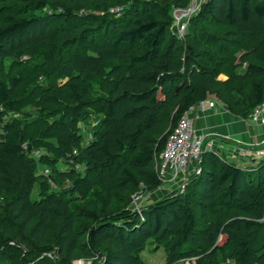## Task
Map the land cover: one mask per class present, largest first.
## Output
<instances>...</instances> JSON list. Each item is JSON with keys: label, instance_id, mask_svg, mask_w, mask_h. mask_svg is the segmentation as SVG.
<instances>
[{"label": "trees", "instance_id": "16d2710c", "mask_svg": "<svg viewBox=\"0 0 264 264\" xmlns=\"http://www.w3.org/2000/svg\"><path fill=\"white\" fill-rule=\"evenodd\" d=\"M167 1L169 14H160V0H73L91 12L78 17L58 0H33L22 8L23 17L0 27V72L2 61L48 44L52 47L43 58L58 64V76L24 105L15 100L22 78L0 81V188L5 191L0 264H52L39 259L47 245L67 261L100 252L99 264H144L140 252L155 238L164 242L165 264L191 259L223 264L216 258L223 248L231 249L233 264H264V158L242 169L206 151L182 195L141 210L140 217L132 213L100 221L86 239L76 231L74 198L106 184L109 175L113 183L105 208L116 197L125 202L132 186L159 188L155 165L183 112L234 84L217 78L222 49L210 34L213 27L253 43L233 60L235 69L243 62L255 64H248L242 99L226 108L248 118L264 104V0H205L180 39L170 27L171 8L185 9L189 0ZM112 2L125 5L117 17L107 13ZM43 8L51 13L29 15ZM175 99L179 107L170 114L175 125L164 133L159 124ZM23 106L40 112L32 129L10 115ZM54 107L59 117L47 125L41 114ZM94 110L100 123L83 145L77 124ZM40 138L56 141L48 146L50 154L76 162L77 169L57 171L69 182L65 196L37 173L39 164L50 162L32 155ZM35 186L38 199L32 200Z\"/></svg>", "mask_w": 264, "mask_h": 264}, {"label": "rangeland", "instance_id": "374dc122", "mask_svg": "<svg viewBox=\"0 0 264 264\" xmlns=\"http://www.w3.org/2000/svg\"><path fill=\"white\" fill-rule=\"evenodd\" d=\"M5 2H0V27L6 26L5 23H8L11 19H19L24 16L22 8L29 2L33 0H4ZM63 7H66L73 11L75 16L84 17L88 15L90 10L85 6L73 2V0H58ZM205 0H189L188 6L185 9L171 8V17L172 24L171 30L175 33L177 39L181 37L178 36L180 25L186 24V26L191 23L195 14L199 10L201 4ZM160 14L162 11H170V7H166L168 4L167 0H160ZM166 7V9L164 8ZM125 7V5H119L115 2H112L108 5L107 13L116 17L119 15L120 11ZM43 13H51L48 8H43L39 11H31L29 15H39ZM94 14H99V12H94ZM214 26V25H213ZM226 28L218 29V27H213L210 31V34L216 39V47H221V52L217 54L216 61L219 65V76L217 77L220 81L226 82L228 79H232L234 84L229 86H224L222 88V93H220L221 99L218 98L216 93L209 94L206 101L209 100L215 105L219 103L222 107H227V104H230L231 101L241 100L244 95V89L242 88V83L248 80V64L254 63V60L250 62H243L239 68H233V60L236 59L243 51L248 50L253 47V43L248 40L247 36L243 38L231 39L226 34ZM63 42V41H62ZM60 45L61 46V43ZM52 44H48L45 47H38L35 49H30L28 52L24 53L21 56L9 58L2 61L1 72H0V81L5 82L6 78L10 75L19 76L22 78V86L15 92V100L17 104H25L31 102L33 99L34 93H39L41 88L47 85L48 81L56 78L58 76V64L46 62V59L43 58V55L51 49ZM58 62V54H54L52 57ZM96 80L100 81L97 77H94ZM241 79V80H240ZM243 80V81H242ZM239 88V90H238ZM226 103V104H225ZM179 107V100H171L168 102V108L165 111V114L162 115L159 128L161 131L169 132L175 125V121L172 119L170 114ZM59 108H52L48 111H43L41 117L44 118L43 122L46 121L47 125L51 124L53 119H58ZM227 109V108H226ZM31 111V112H30ZM29 113H33L29 114ZM263 113V115H262ZM40 114L33 110V107L23 106L20 108L14 115L10 114L13 121L18 122L21 126L30 127L34 125L37 121L35 115ZM260 114L264 117V109L260 110ZM250 116L248 117V119ZM49 123V124H48ZM100 118L97 114V111H91L89 117L86 120L78 123V131L82 134L83 145L88 142L91 138L93 131L99 126ZM33 127H30L32 129ZM45 129V128H44ZM47 129V127H46ZM31 131V130H30ZM56 132V131H55ZM36 133V132H34ZM34 133H31L33 136ZM50 134L51 132L48 131ZM46 137H48V135ZM205 136V135H204ZM43 137V136H41ZM39 144L41 147L33 149L32 155L36 158L47 156L50 160L49 164L37 166V173H41L44 176L45 180L48 181L49 188L54 191L56 194H61L65 196L66 191L69 187V182L60 180L57 175V171L67 170L69 168H76L77 165L74 160L67 158H56L55 155L50 154L48 146L55 147L56 141L51 138H40ZM264 158V152L258 158ZM200 166V165H199ZM198 166V167H199ZM196 165H192L186 171L181 174L173 184L171 188L163 187L165 184L162 183V186L153 190H145L140 184L128 191V196L125 200H120L119 197H116L114 203L110 208H105L106 197L105 194L108 190V187L113 183V178L109 175L107 178L106 184H96L92 187L91 191L85 196L76 197L75 200L71 202L72 209L75 215V228L79 235H82L84 239L89 232V230L97 225L100 221L113 219L115 217L124 216L125 214H137L139 217V212L141 210L167 198L170 196L182 195L185 191L187 183L190 181L191 177L195 175ZM79 169V168H78ZM117 196L116 194H114ZM4 198L5 191L0 188V216L4 213ZM31 199H38V187L35 186L31 193ZM264 238L260 236V243H263ZM161 243V244H159ZM260 244V246H261ZM164 242L155 238L151 243L140 252V257L144 264H165L166 255L164 250ZM260 246L258 248L260 249ZM230 248H223L216 258L223 264H233L234 259L232 258ZM43 258L44 262H50L52 264H99L103 259V256L100 252H95L94 256L91 258H84L81 256H74L72 260L67 261L66 259L59 257L56 253V250L51 246L47 245L42 253L39 256V259ZM193 259L184 260L177 262L175 264H195Z\"/></svg>", "mask_w": 264, "mask_h": 264}, {"label": "crops", "instance_id": "0c3cea01", "mask_svg": "<svg viewBox=\"0 0 264 264\" xmlns=\"http://www.w3.org/2000/svg\"><path fill=\"white\" fill-rule=\"evenodd\" d=\"M193 116L196 133L205 135L212 142V150L220 158L231 161L242 169L250 168L258 162L264 152V124L242 118L219 103L205 112L196 111ZM177 178L164 182L163 187L171 188L170 185Z\"/></svg>", "mask_w": 264, "mask_h": 264}, {"label": "built area", "instance_id": "2783aa9c", "mask_svg": "<svg viewBox=\"0 0 264 264\" xmlns=\"http://www.w3.org/2000/svg\"><path fill=\"white\" fill-rule=\"evenodd\" d=\"M180 28L179 32H177L179 37L183 35L186 24L181 23ZM213 106L212 102L199 101L185 110L177 121L174 129L168 135L164 149L159 154V160L155 165L162 183L177 178L178 175L189 169L191 165L192 168L194 165L197 166L195 174H198L204 152H213L212 142L207 140L206 136L196 133L193 116L194 112H205ZM262 109H264V104L255 109L249 119L252 122L264 124V117L260 114ZM213 153L220 158L215 152ZM139 215L141 216V212H139Z\"/></svg>", "mask_w": 264, "mask_h": 264}]
</instances>
